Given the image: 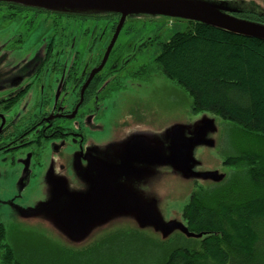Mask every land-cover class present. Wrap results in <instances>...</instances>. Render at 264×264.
<instances>
[{"label":"rangeland","instance_id":"1","mask_svg":"<svg viewBox=\"0 0 264 264\" xmlns=\"http://www.w3.org/2000/svg\"><path fill=\"white\" fill-rule=\"evenodd\" d=\"M179 1L208 13L232 7L264 14V0ZM129 14L134 38L156 28L157 41L167 42L190 29L186 20L155 11ZM21 27L0 20V43ZM43 31L38 23L21 57ZM159 51L156 43L128 69L153 68ZM151 68L108 86L102 120L109 123L86 132L94 152L42 149L29 182L0 159V226L21 264H163L178 247L198 251L204 234L185 231L182 209L197 187L213 188L235 174L223 161L248 150L254 137L209 112L193 113L185 90Z\"/></svg>","mask_w":264,"mask_h":264},{"label":"flooded vegetation","instance_id":"2","mask_svg":"<svg viewBox=\"0 0 264 264\" xmlns=\"http://www.w3.org/2000/svg\"><path fill=\"white\" fill-rule=\"evenodd\" d=\"M222 10L239 21L264 25V14L253 8ZM136 13L151 14L145 8L129 15ZM121 18L118 9L60 13L0 3L1 24L15 21L23 27L0 43V159L10 161L24 182L35 177L42 149L80 157L94 152L86 132L109 123L102 120L108 86L121 87V79L151 68L131 72L128 65L141 61L156 43L157 57L161 54L167 42L157 41L156 28L134 38L136 22L124 19L120 26ZM38 23L44 26L36 36L38 44L21 57L19 52ZM151 69L160 73L156 65Z\"/></svg>","mask_w":264,"mask_h":264},{"label":"trees","instance_id":"3","mask_svg":"<svg viewBox=\"0 0 264 264\" xmlns=\"http://www.w3.org/2000/svg\"><path fill=\"white\" fill-rule=\"evenodd\" d=\"M189 23L154 65L192 98L193 113L209 112L254 138L223 161L235 174L197 187L182 209L184 227L204 234L198 251L178 247L163 264H264V41ZM5 238L0 227V264H21Z\"/></svg>","mask_w":264,"mask_h":264},{"label":"water","instance_id":"4","mask_svg":"<svg viewBox=\"0 0 264 264\" xmlns=\"http://www.w3.org/2000/svg\"><path fill=\"white\" fill-rule=\"evenodd\" d=\"M1 1L9 4H24L33 8L37 7L43 10L46 9L60 13H82L79 11L80 8L78 6L87 7L88 9L92 10L118 9L122 12L120 26L122 25L124 19L126 20V15L128 13L131 14L136 9L143 10L146 8L152 13L155 11V13L164 16H171L174 18L178 17L180 19L186 20L187 22L192 21L196 23H202L209 27L211 26L220 31L223 30L237 36L258 38L264 41V27L260 26L259 24H251L249 22L239 21L233 17H229L224 13H208L179 0H0V2ZM71 6L76 8H69ZM89 211L90 210L87 209L86 213ZM83 214L84 211H82V215ZM185 231H187V228H185Z\"/></svg>","mask_w":264,"mask_h":264}]
</instances>
